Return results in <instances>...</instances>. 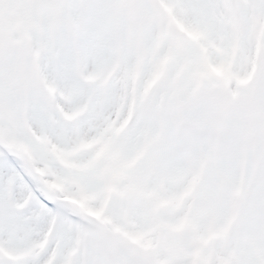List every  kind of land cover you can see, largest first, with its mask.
Returning <instances> with one entry per match:
<instances>
[{
    "label": "snow or ice",
    "instance_id": "obj_1",
    "mask_svg": "<svg viewBox=\"0 0 264 264\" xmlns=\"http://www.w3.org/2000/svg\"><path fill=\"white\" fill-rule=\"evenodd\" d=\"M0 264H264V0H0Z\"/></svg>",
    "mask_w": 264,
    "mask_h": 264
}]
</instances>
